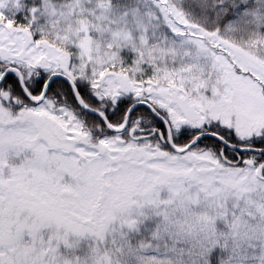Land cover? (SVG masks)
<instances>
[{
  "label": "snow or ice",
  "instance_id": "6c2138e0",
  "mask_svg": "<svg viewBox=\"0 0 264 264\" xmlns=\"http://www.w3.org/2000/svg\"><path fill=\"white\" fill-rule=\"evenodd\" d=\"M0 264H264V0H0Z\"/></svg>",
  "mask_w": 264,
  "mask_h": 264
}]
</instances>
